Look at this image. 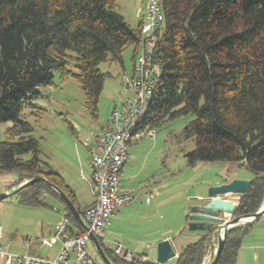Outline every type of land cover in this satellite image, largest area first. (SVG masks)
<instances>
[{"label": "trees", "instance_id": "trees-1", "mask_svg": "<svg viewBox=\"0 0 264 264\" xmlns=\"http://www.w3.org/2000/svg\"><path fill=\"white\" fill-rule=\"evenodd\" d=\"M161 1L164 20L153 56L158 83L138 129L156 132L165 122L192 117L183 129L195 144L187 164L226 162L253 173L233 216L254 214L264 200V0ZM116 7L115 0H0V123L12 122L0 141V173L18 174L10 190L35 176L46 178L81 216L88 206L81 209L61 175L42 165L33 126L21 115L45 112L37 101L57 70L62 82L73 77L79 83L87 113L99 117L100 65L123 64L125 51H139L141 42V23L131 26ZM49 184L39 181L10 197L20 206L47 207L51 196L63 204L70 232L82 231ZM256 222L226 233L216 264H237ZM213 235L185 246L176 264H202ZM99 241L112 264H155L143 262L144 255L125 262Z\"/></svg>", "mask_w": 264, "mask_h": 264}, {"label": "rangeland", "instance_id": "rangeland-1", "mask_svg": "<svg viewBox=\"0 0 264 264\" xmlns=\"http://www.w3.org/2000/svg\"><path fill=\"white\" fill-rule=\"evenodd\" d=\"M115 1L117 12L125 17L127 23L136 25L137 18L144 14L145 0ZM132 57L131 47L123 54V64L100 65L105 77L97 119L87 113L84 92L79 83L73 77L62 82L57 70L53 71V86L41 89V97L37 101V106L45 112L39 115L40 112L26 109L21 115L33 126V136L39 141L42 165L61 175L81 209L92 199L91 151L84 142H93L115 107H120L128 97L134 99L121 81L123 74L131 76ZM190 120L192 117L165 122L156 129L154 137H143L130 144L129 159L124 172L119 175V181L121 189L133 192L134 198L129 205L120 208L104 228L101 242L106 248L114 250L119 244L133 254H147L148 261L155 264H176V258L157 263L155 254L149 255L150 249L146 246L150 245L156 252L157 239L169 235L178 250V243L190 234L188 230L180 233L178 229L193 206L189 204L191 195L201 185L205 187L203 183L215 182L222 175L225 164H232L203 161L194 166L187 164L186 154L195 147L194 141L186 140L183 135V129ZM11 126L12 122L0 123V141L4 139V131ZM235 170L254 178V174L244 167L236 166ZM0 175V194L4 193V189H9L6 192L14 191L10 188L18 174L1 172ZM154 190L158 193L159 205L151 199ZM147 198H150V203L146 202ZM45 201L47 207L20 206L12 197L0 201V226L4 235L1 243L6 245L10 242L11 253L51 259L56 256L60 244L52 248L43 247L41 237L50 236L48 231L53 235L55 226L63 219L64 206L51 196ZM213 238L212 249L217 247V238L215 241ZM87 250L92 257L100 259L91 241L87 243Z\"/></svg>", "mask_w": 264, "mask_h": 264}, {"label": "built area", "instance_id": "built-area-1", "mask_svg": "<svg viewBox=\"0 0 264 264\" xmlns=\"http://www.w3.org/2000/svg\"><path fill=\"white\" fill-rule=\"evenodd\" d=\"M161 0H145V11L141 21V42L138 60L131 76H121L124 89L131 92L134 99L128 97L120 107H115L100 135L92 144L84 145L91 151L92 182L90 190L93 202L82 211L86 229L71 233L63 213V219L55 226L53 235L41 237V246L52 248L60 244L54 258L20 255L9 251L10 242L1 243L4 238L0 226V264H103L100 259L92 257L87 250L90 235L98 239L118 210L133 200V195L120 187L119 174L126 162L128 148L133 141L143 137H154L156 132L151 128L138 129L143 119L148 102L158 83L159 68L153 56L158 37L162 33L163 14ZM155 194H151V198ZM147 198V203L149 202ZM234 202L239 200L234 198ZM217 233V229L213 234ZM213 235L215 241L218 238ZM216 248L207 247L202 264H209ZM113 253L125 262H131L135 255L119 244ZM143 262L148 261L142 256Z\"/></svg>", "mask_w": 264, "mask_h": 264}, {"label": "water", "instance_id": "water-1", "mask_svg": "<svg viewBox=\"0 0 264 264\" xmlns=\"http://www.w3.org/2000/svg\"><path fill=\"white\" fill-rule=\"evenodd\" d=\"M44 182L49 184L46 178L42 176H35L34 178L24 181L20 186L12 192H4L0 194V201L10 197L13 192L30 186L36 182ZM251 181L245 179H232L229 182L219 185L210 186L207 190L206 196L199 200L198 204L191 206L190 215L188 216V230L191 232H198L199 235L213 233L217 229V247L216 252L209 264H216L219 260L226 233L233 227L239 226L247 222L257 221L264 216V200L259 210L250 215H243L234 217V213L237 209L238 203L232 200L224 199L225 196H236L237 200L246 193ZM49 186L57 192L63 199L65 205L74 214L83 229H86L85 223L80 215V212L76 209L72 201L57 187ZM90 241L96 249L97 255L103 264H112V262L106 256L99 239L93 234L90 235ZM171 242L169 239L160 241L156 246V261L157 263H165L172 258H177Z\"/></svg>", "mask_w": 264, "mask_h": 264}, {"label": "crops", "instance_id": "crops-1", "mask_svg": "<svg viewBox=\"0 0 264 264\" xmlns=\"http://www.w3.org/2000/svg\"><path fill=\"white\" fill-rule=\"evenodd\" d=\"M144 5H145V3H144ZM143 16H144V14H141L139 16V18L135 17V18L138 19L137 22H136V25H131V26L135 27V26L140 25ZM132 50H133V57H132V72H131V75L134 72V68H135L134 67V64H136V62H137V57H138V53H139V51L136 52V50L134 48H132ZM104 127H105V125L101 128L100 133L104 129ZM100 133L94 136V140L100 135ZM94 140H93V142H94ZM128 157H129V154L127 155L126 162H125V164H124V166H123V168H122V170H121L120 173H123L124 172L125 165H126L128 159H129ZM235 168H236V165H234V164H225L224 165V171H223L222 175H219L220 177L215 182L211 183V182H208L207 181L206 183H203V185H205V187H202V185H201L200 188H197L195 190V193H193L191 195V197L189 199V204L190 205L198 204L199 203V200L198 199L206 196V193H207L206 190L210 186L219 185V184H222V183H226V182H229L232 179H236V178L237 179L250 180V181L253 179V177L251 175H249V174H243V175L240 174L238 171L235 170ZM0 177H2V176L0 175ZM91 179H92V167H91ZM16 180H17V178H16ZM16 180H15V182H16ZM8 190L9 189H4L3 192H6ZM1 192H2V190H0V193ZM128 192H130V191H128ZM154 192H155L154 193L155 194V197H153L151 199H154V201L156 202V205H159L160 203L158 202V197H157L158 193L155 190H154ZM130 193L132 195H134L133 192H130ZM150 193H153V190H151ZM234 197H236V196H225L224 199H226V200H232L233 201L234 200ZM139 198H140V200H142L141 195H139ZM196 198H198V199L195 200ZM148 200H149L148 203H150L151 202L150 198ZM92 202H93V197H92V199L88 203H86L84 205V207L89 206ZM146 202H147V199H146ZM189 215H190V213L188 212L186 214L185 221H184L183 225H181V227L178 229V231L180 233H183L186 230H188L187 229V223H188V216ZM47 233H48V235H51V232L50 231H48ZM189 233L190 234H186L187 236H185L186 238L183 240L182 243H178V245H177L178 248H179L178 250H177V248L174 245V241L172 240V238L169 235H165L164 238H161L160 237V239H157L156 242L159 243L160 241H162L164 239H169V241L171 242L172 247H173L176 255L178 256V254L181 252V250L185 246L189 245L190 243L196 242L201 237V235H199L198 232H191V231H189ZM41 234H42V236L45 235L43 232ZM214 235L216 236L217 233L214 234ZM103 236H104V231H103ZM5 237H8V236H5ZM146 248H149L150 249L149 255L152 256V253L155 254V256H154L155 259L154 260H156V252H155V250H152L150 248V245H147ZM134 255L135 256H137V255H139V256L140 255H144L145 257H148L149 258V256L147 254L146 255L145 254H134ZM239 261H241L240 262L241 264H264V216L262 218H260L259 220H257V222H256L255 226L253 227L252 231L247 236L244 237V239L242 241V245H241L240 251H239L237 263Z\"/></svg>", "mask_w": 264, "mask_h": 264}]
</instances>
